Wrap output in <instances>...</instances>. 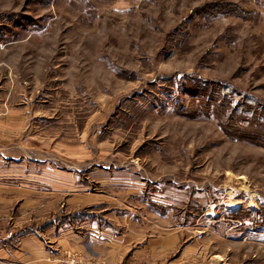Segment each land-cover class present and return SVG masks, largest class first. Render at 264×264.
Returning a JSON list of instances; mask_svg holds the SVG:
<instances>
[{"label":"rangeland","instance_id":"rangeland-1","mask_svg":"<svg viewBox=\"0 0 264 264\" xmlns=\"http://www.w3.org/2000/svg\"><path fill=\"white\" fill-rule=\"evenodd\" d=\"M0 123L10 159L67 156L104 202L17 203L10 244L110 264L63 250L103 230L137 237L115 264H264V0H0Z\"/></svg>","mask_w":264,"mask_h":264},{"label":"crops","instance_id":"crops-1","mask_svg":"<svg viewBox=\"0 0 264 264\" xmlns=\"http://www.w3.org/2000/svg\"><path fill=\"white\" fill-rule=\"evenodd\" d=\"M0 126V161L4 162L0 168V264H55L57 256L47 251L36 236L28 235L18 240L15 245L10 244L7 226L10 224V219L13 220L10 218L12 207L20 203L22 210L23 208L41 210L52 203H60L61 200H65V204L71 209H80L90 203L100 205L104 202L99 199L97 193H89L88 183H78L75 172L70 169L66 170L52 162L66 161L68 160L67 156L64 157L66 159H56L57 155L52 156L53 158H46L28 154L24 151V142L19 141L11 147L18 152L10 159L9 142L17 140V138H9L8 125L0 123ZM14 128L12 127L9 131H13ZM80 158H84L82 161L91 160L87 155H82ZM10 160L11 164L9 165ZM37 168L39 169L37 170ZM8 179L13 180L11 184L7 183ZM102 183L107 184V182ZM96 232L103 238H99L97 234L85 235L80 239H73L74 244L65 241L66 246L63 250L86 252L97 259L106 257L110 264H115L126 252L125 250L129 249L134 238H137L129 234L115 236L103 230ZM105 234L112 236L105 241ZM167 242L168 240L160 238L155 247H167Z\"/></svg>","mask_w":264,"mask_h":264}]
</instances>
